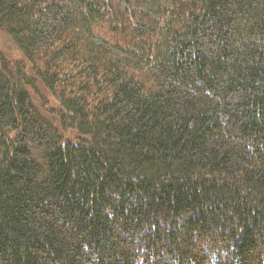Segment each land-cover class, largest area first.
I'll list each match as a JSON object with an SVG mask.
<instances>
[{
	"label": "trees",
	"instance_id": "obj_1",
	"mask_svg": "<svg viewBox=\"0 0 264 264\" xmlns=\"http://www.w3.org/2000/svg\"><path fill=\"white\" fill-rule=\"evenodd\" d=\"M0 31V264H264V0H0Z\"/></svg>",
	"mask_w": 264,
	"mask_h": 264
},
{
	"label": "rangeland",
	"instance_id": "obj_2",
	"mask_svg": "<svg viewBox=\"0 0 264 264\" xmlns=\"http://www.w3.org/2000/svg\"><path fill=\"white\" fill-rule=\"evenodd\" d=\"M0 55L10 62L23 60L25 64H27L26 59L23 57L13 40L2 31H0ZM29 69L30 65L28 63L27 70Z\"/></svg>",
	"mask_w": 264,
	"mask_h": 264
}]
</instances>
